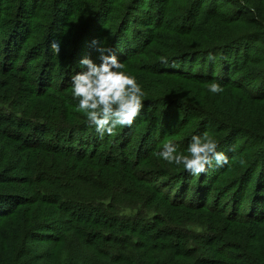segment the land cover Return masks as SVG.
Returning <instances> with one entry per match:
<instances>
[{"label":"trees","instance_id":"16d2710c","mask_svg":"<svg viewBox=\"0 0 264 264\" xmlns=\"http://www.w3.org/2000/svg\"><path fill=\"white\" fill-rule=\"evenodd\" d=\"M101 44L146 95L103 137L69 83ZM205 132L230 167L156 155ZM3 224V264H264V0H0Z\"/></svg>","mask_w":264,"mask_h":264},{"label":"clouds","instance_id":"9594fccd","mask_svg":"<svg viewBox=\"0 0 264 264\" xmlns=\"http://www.w3.org/2000/svg\"><path fill=\"white\" fill-rule=\"evenodd\" d=\"M54 55L62 50L60 41L51 43ZM99 62L91 58L80 61V71L71 76L72 100L75 107L86 116L89 126L103 137L111 136L119 128L130 127L145 108V91L137 78L123 71V62L115 52L104 44L98 46ZM209 92L221 93L223 88L218 83L209 86ZM71 107V101H68ZM219 142L207 132L191 136L186 153L172 141L165 142L156 155L168 165L182 167L190 175L199 177L206 173L209 166L215 164L221 168L231 166L229 157L219 151ZM241 167L244 159L237 161Z\"/></svg>","mask_w":264,"mask_h":264},{"label":"rangeland","instance_id":"374dc122","mask_svg":"<svg viewBox=\"0 0 264 264\" xmlns=\"http://www.w3.org/2000/svg\"><path fill=\"white\" fill-rule=\"evenodd\" d=\"M5 223V222H4ZM7 225V224H6ZM3 224L4 230L2 231V236L0 237V264H3V262L6 260L7 258V250H6V246L4 243V238L7 235V225Z\"/></svg>","mask_w":264,"mask_h":264}]
</instances>
